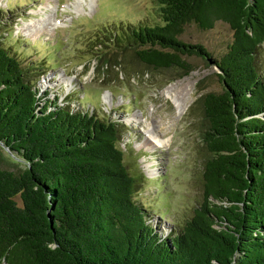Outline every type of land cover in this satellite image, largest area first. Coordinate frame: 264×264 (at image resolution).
<instances>
[{
    "label": "trees",
    "instance_id": "trees-1",
    "mask_svg": "<svg viewBox=\"0 0 264 264\" xmlns=\"http://www.w3.org/2000/svg\"><path fill=\"white\" fill-rule=\"evenodd\" d=\"M156 2L160 22L88 41L103 76L130 55L179 75L192 70L187 57L214 61L222 88L196 100L205 153L193 214L157 235L135 199L118 123L47 97L44 67L33 73L0 37V264H264V0ZM216 21L232 31L217 58L179 38L190 23Z\"/></svg>",
    "mask_w": 264,
    "mask_h": 264
},
{
    "label": "rangeland",
    "instance_id": "rangeland-1",
    "mask_svg": "<svg viewBox=\"0 0 264 264\" xmlns=\"http://www.w3.org/2000/svg\"><path fill=\"white\" fill-rule=\"evenodd\" d=\"M159 13L156 0H0L2 43L22 65L36 67L33 73L44 67L37 82L40 91L58 101L59 93L70 90L71 98L85 103L79 107L74 101L77 110L87 109L118 123L125 166L139 177L135 199L156 234L164 237L183 225L202 197L204 123L196 100L203 93L221 90L219 70L204 57L190 56L186 60L192 70L179 75L174 69L148 68L130 55L122 62L126 69L116 67L103 76L95 67L97 50L88 41L95 32L108 28L114 33L120 26L158 23ZM179 38L202 44L210 57L217 58L227 50L232 31L221 21L205 30L190 23ZM256 58L264 79V44ZM85 65H89L87 70ZM171 84L190 92L188 106L179 117L162 94ZM64 101V105L73 104L72 99ZM166 113L171 115L165 121L170 142L137 150L135 143L143 141L146 129L154 126L161 131L165 124L159 121ZM131 114L136 122L130 121ZM149 169L156 175L148 176Z\"/></svg>",
    "mask_w": 264,
    "mask_h": 264
},
{
    "label": "bare ground",
    "instance_id": "bare-ground-1",
    "mask_svg": "<svg viewBox=\"0 0 264 264\" xmlns=\"http://www.w3.org/2000/svg\"><path fill=\"white\" fill-rule=\"evenodd\" d=\"M162 94L164 95V97L166 99H168L171 103L172 106L175 110V116L179 117L181 116L186 107L188 106V101L190 100V92L189 90H186V87H180L178 89V87L176 86V84H171L169 86H167L166 88H164V90L162 91ZM107 95H105L104 98V102H107ZM138 115V114H137ZM131 118L130 121L136 122V116L134 118V115L131 114ZM171 116L170 113H166L164 116H162L160 118L159 121V125H164V127L162 126L160 128L161 131H158L157 129H154V126L148 128L145 130V137L143 139V141L141 142H136L135 143V148L138 150L140 148H142V146L144 147V149L148 150L150 149L149 147H147V144H151V148L153 146H166V144H168L171 140V137L166 135V128H168V126L166 125L165 121L168 119V117ZM170 121V119L168 120ZM147 125V124H145ZM146 146V147H145ZM140 161H142L140 159ZM148 165L151 164V161L147 162ZM147 167V166H146ZM148 172V173H147ZM146 173L148 174V176H153L156 175L154 174V172H152L151 169H149V171H147Z\"/></svg>",
    "mask_w": 264,
    "mask_h": 264
},
{
    "label": "built area",
    "instance_id": "built-area-1",
    "mask_svg": "<svg viewBox=\"0 0 264 264\" xmlns=\"http://www.w3.org/2000/svg\"><path fill=\"white\" fill-rule=\"evenodd\" d=\"M56 93H59V92H56ZM59 94H60V96H58L59 99L56 102H58L60 105H64V103H65V101H64L65 100V93H59ZM72 102H73V104H68V105L70 106V108L73 111H76L77 110V106L75 105L74 100H72Z\"/></svg>",
    "mask_w": 264,
    "mask_h": 264
},
{
    "label": "water",
    "instance_id": "water-1",
    "mask_svg": "<svg viewBox=\"0 0 264 264\" xmlns=\"http://www.w3.org/2000/svg\"><path fill=\"white\" fill-rule=\"evenodd\" d=\"M209 60V63H213L214 61L213 60H211V59H208Z\"/></svg>",
    "mask_w": 264,
    "mask_h": 264
}]
</instances>
